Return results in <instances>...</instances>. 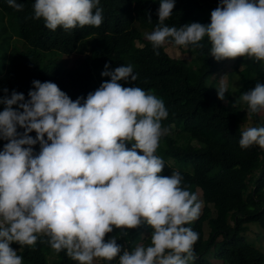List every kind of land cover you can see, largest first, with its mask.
Here are the masks:
<instances>
[{"label":"clouds","instance_id":"clouds-1","mask_svg":"<svg viewBox=\"0 0 264 264\" xmlns=\"http://www.w3.org/2000/svg\"><path fill=\"white\" fill-rule=\"evenodd\" d=\"M7 2L23 10L17 0ZM99 4L35 0L33 18H43L52 31L99 27ZM174 7L175 0H161L159 25L145 34L157 56L166 44L200 48L207 37L217 61L243 56L264 62V0H220L210 23L179 29L164 24ZM101 75L111 79L86 99L72 100L51 81L34 80L29 99L15 90L9 96L3 89L0 139L9 142L0 151V264H23L11 245L34 250L41 237H47L41 243L57 253L66 251L78 264L117 257L119 264H189L196 259L199 236L186 225L199 218L202 202L182 187L179 171L159 175L165 162L156 152L168 132L161 122L169 115L163 100L119 83L137 81L132 65L111 70L106 64ZM217 90L225 100L223 79ZM240 99L247 105V118L258 114L264 110V83ZM38 143L36 153L33 146ZM239 145L264 149V126L243 130ZM144 223L153 229L149 246L129 251L116 237L107 238L116 229L127 235L128 229Z\"/></svg>","mask_w":264,"mask_h":264},{"label":"trees","instance_id":"trees-1","mask_svg":"<svg viewBox=\"0 0 264 264\" xmlns=\"http://www.w3.org/2000/svg\"><path fill=\"white\" fill-rule=\"evenodd\" d=\"M17 2L23 4L22 11L0 0V96L5 95L3 89H8L9 96L15 90L29 99L33 81L39 80L56 83L72 100L86 99L102 82L111 79L101 75L106 64L111 70L132 65L137 81L119 83L153 92L169 113L161 122L168 132L161 137L156 152L165 162L159 175L179 171L183 188L195 194L201 190V214L186 225L199 236L194 245L196 259L189 264H213L211 256L223 260V264H264L263 251L245 235L247 224L258 223L264 237V149L258 145L240 147V109L247 105L234 104L232 100L225 104L218 98L219 82L212 76L227 59L217 61L211 56L209 39L201 41L203 47H187L194 53L198 77L191 64L171 56L165 46L157 56L146 39L145 34L159 25L161 0H100L102 24L70 31H52L43 18L34 19L35 0ZM219 4L220 0H175L173 12L164 24L178 29L193 22L208 24V9ZM88 44L89 54L75 67L65 66L55 57L56 53H83ZM238 61H243V56ZM257 83H264V65L255 61L237 93L241 97ZM3 108L0 104V111ZM261 113L262 110L252 115L254 127L264 126ZM17 131L23 133L24 129L18 127ZM30 135L35 137L36 132ZM8 142L0 139V151ZM131 146L132 142H128L127 147ZM205 223L209 226L207 237ZM152 231L144 223L128 229L127 235L116 229L107 238L116 237L118 244L133 251L138 245L151 244ZM40 240L46 241L47 237H41L34 250L17 243L11 247L23 257V264H78L66 251L57 253ZM98 264H119V259H101Z\"/></svg>","mask_w":264,"mask_h":264},{"label":"rangeland","instance_id":"rangeland-1","mask_svg":"<svg viewBox=\"0 0 264 264\" xmlns=\"http://www.w3.org/2000/svg\"><path fill=\"white\" fill-rule=\"evenodd\" d=\"M214 7V6H213ZM214 10V9H213ZM211 13L212 9H208ZM141 45V44H140ZM165 50L173 57L183 58L189 64L192 65L194 73L199 77V68L196 65L194 60V53L191 49L185 48L183 46H176L174 43L166 44ZM89 54V44L83 48V53H73L70 55H64L61 53H56L55 57H58V60L62 62L63 65L68 67H75L83 58H85ZM54 57V56H53ZM255 61L249 59L247 57H243V61H238V58L235 59H227L226 62L221 66L218 73L212 76V79L217 78L220 84L221 79H223L224 83L227 85V92L225 93L226 99L224 103L227 104L230 100L234 104H240L242 106L243 101H241L239 94L237 93L239 88L242 86L244 82V78L250 73L252 64ZM264 65V62H261ZM151 94L155 95L153 92ZM240 127L245 130L248 127H254L255 123L252 118H247V108L243 105L240 109ZM261 120L264 121V110L261 113ZM175 133V132H174ZM176 134V133H175ZM184 142V140H182ZM35 152L38 153L40 150L39 143L34 146ZM173 162V160H170ZM199 201L202 202V208L204 203L201 199V190L198 192ZM202 211V209H201ZM248 230L245 232L247 239L252 242L255 246L260 248L264 253V237L262 235V229L258 223H249L247 224ZM205 235L206 237L209 235V226L207 223L204 225ZM15 249V248H14ZM211 260L213 264H223V260L217 259L214 256H211ZM101 259H95L94 264H98Z\"/></svg>","mask_w":264,"mask_h":264}]
</instances>
